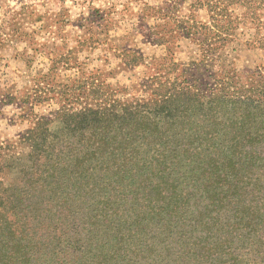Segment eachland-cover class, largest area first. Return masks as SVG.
I'll return each instance as SVG.
<instances>
[{
	"label": "trees",
	"instance_id": "trees-1",
	"mask_svg": "<svg viewBox=\"0 0 264 264\" xmlns=\"http://www.w3.org/2000/svg\"><path fill=\"white\" fill-rule=\"evenodd\" d=\"M255 46L264 51V38ZM255 71L245 89L219 67L215 95L156 72L137 96L94 91L54 112L64 138L49 140L40 117L26 131L29 171L0 183V264H264Z\"/></svg>",
	"mask_w": 264,
	"mask_h": 264
},
{
	"label": "rangeland",
	"instance_id": "rangeland-1",
	"mask_svg": "<svg viewBox=\"0 0 264 264\" xmlns=\"http://www.w3.org/2000/svg\"><path fill=\"white\" fill-rule=\"evenodd\" d=\"M263 38L264 0H0V183L20 185L29 171L26 131L40 117L49 140L64 138L55 111L94 91L140 95L149 72L215 95L217 69L230 68L249 89ZM200 58L207 66L190 65Z\"/></svg>",
	"mask_w": 264,
	"mask_h": 264
}]
</instances>
